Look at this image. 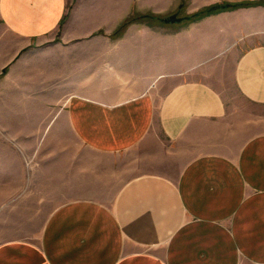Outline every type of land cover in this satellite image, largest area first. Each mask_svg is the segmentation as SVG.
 Listing matches in <instances>:
<instances>
[{"label": "crops", "instance_id": "0c3cea01", "mask_svg": "<svg viewBox=\"0 0 264 264\" xmlns=\"http://www.w3.org/2000/svg\"><path fill=\"white\" fill-rule=\"evenodd\" d=\"M0 264H264V0H0Z\"/></svg>", "mask_w": 264, "mask_h": 264}, {"label": "rangeland", "instance_id": "374dc122", "mask_svg": "<svg viewBox=\"0 0 264 264\" xmlns=\"http://www.w3.org/2000/svg\"><path fill=\"white\" fill-rule=\"evenodd\" d=\"M183 17L185 16V15H182ZM202 16V15H201ZM201 16H199V17H201ZM199 17H197V18H199ZM183 25H185L186 24V22H187V20L186 19H184L183 21ZM188 23V22H187ZM226 89H227V91L229 92V93H234V89L231 87V85L229 84V85H227V87H226Z\"/></svg>", "mask_w": 264, "mask_h": 264}]
</instances>
